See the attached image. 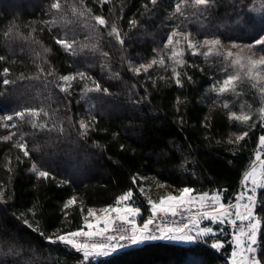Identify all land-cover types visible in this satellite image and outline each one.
<instances>
[{"label": "trees", "instance_id": "16d2710c", "mask_svg": "<svg viewBox=\"0 0 264 264\" xmlns=\"http://www.w3.org/2000/svg\"><path fill=\"white\" fill-rule=\"evenodd\" d=\"M50 2L0 0V55L5 57L0 61V115L25 107H45L50 113L57 110L48 121L49 125L57 124L53 131H36L27 123L19 125L20 131L28 133L25 139L31 159L25 158L12 143L0 141V185L6 187L4 200L0 202V264H230V244L218 251L209 242L192 245L149 242L84 262L82 254L63 243H50L48 237L55 239L78 229L83 223L80 209L86 214L89 207L112 205L130 187L136 192L133 177L138 185L144 184L141 179L147 180L160 196L189 186L197 192L226 190L222 191L224 202L234 200L264 128L260 123L249 129L230 121L227 115L230 110L222 107V98L216 94L214 103L208 101L206 88L212 79L220 77L223 64L217 65L215 60V64L210 62L211 67L205 65L201 71L194 67V57L185 54L188 64L181 69L183 87H178L167 78L156 79L153 85L147 75L130 72L127 62L149 61L155 55L153 49L159 50L177 26L199 38L247 43L264 39V0H215L203 10V15H193V10L187 9L186 18L173 15L179 0H159L155 8L149 5L148 12L142 7L148 0H123L122 13L121 0H114L116 15L123 17L118 26L126 34L125 45L121 48L101 28L103 37L95 51L99 52L100 47L109 52L107 58L88 49L71 55L57 45V37L71 38L80 31L83 33L80 43H89L87 40L92 43L86 38L92 32L77 25L47 23L53 18ZM85 2L94 14L112 22V5L101 8L96 0ZM130 19L139 22L131 30ZM13 25L22 35L17 36V29H13L12 36L6 37ZM32 29L35 39L50 52L44 53L40 45L22 38ZM37 52L48 61L43 67L54 70L46 81L43 77L27 78L39 75L37 64L42 60L36 58ZM5 67L10 70L8 76L3 75ZM77 71L87 72L110 94L103 91L83 94L85 84L93 85L79 79L72 82L70 94L60 93L54 86L57 77ZM185 72L191 80L183 75ZM21 74L25 79H20ZM3 79L15 83L4 86ZM89 113L96 120L87 136H81L77 122L80 115ZM61 125L63 132L59 130ZM245 130L248 136L239 144L227 143ZM6 134L7 130L0 128V136ZM33 147L39 150L32 151ZM32 164L52 175L47 179L39 177L31 171ZM160 183L166 186L159 187ZM73 197L77 203L65 209L66 201ZM262 199L258 194L257 216L262 221L258 241L264 238ZM134 200L142 208L143 217H147L145 198L137 194Z\"/></svg>", "mask_w": 264, "mask_h": 264}, {"label": "snow or ice", "instance_id": "6c2138e0", "mask_svg": "<svg viewBox=\"0 0 264 264\" xmlns=\"http://www.w3.org/2000/svg\"><path fill=\"white\" fill-rule=\"evenodd\" d=\"M103 8L104 5H112L110 9L113 12L112 22L103 15L94 14L92 9L86 6L85 0H51L50 9L53 13V18L47 23L58 25H77L89 29L93 35L88 39L95 40L94 43H80L75 34L71 38L57 37L55 42L61 48L71 55H77L78 51L88 48L96 50L98 48V39L102 38L100 29L106 30V35L115 40V42L123 48L125 45V35L122 34L121 28L118 26V21L122 19V15H116V7L112 4V0H96ZM159 0H148V3L142 5L146 12L150 11L149 5L152 8L158 4ZM215 0H179L174 5L173 15L186 18V10L192 9L191 14L200 13L203 15V10L208 9L213 5ZM123 0L120 4V12L123 11ZM71 17V19H70ZM94 22V23H92ZM135 19L129 20V29L138 25ZM252 26L251 21L248 22ZM13 29L16 30V35L22 34L18 31L16 25H13L6 37L12 36ZM35 29L22 38L25 40L31 39L35 44L40 45L44 53H48L51 49L43 47L39 40L33 36ZM78 45V48H77ZM257 45H264V39L258 40L253 44H241L230 42V47L226 46L219 38H204L197 39L191 31L181 30L177 26L166 37L165 42L159 50L153 49L155 55L147 62L134 64L133 61L127 62V67L134 75L147 74L154 66L160 69L170 70L172 79L178 87H183L182 72L188 62L184 59L186 51L192 55L203 56L205 61L210 57L218 58L224 65V71L227 73L225 78L218 80L212 91L217 96H223L227 93L235 94L237 97L243 94L240 86L248 83L252 89L259 94L260 106L257 110L258 122L264 127V48L257 51ZM235 50V51H234ZM104 57H109V52H102ZM258 55V58H257ZM167 57V61L165 59ZM36 58L42 60V63L37 64L39 75L35 77H27L28 79H41L46 81L49 76L54 75L53 69L46 70L43 65L48 61L42 57L40 52L36 53ZM5 60V57L0 55V61ZM104 66V65H102ZM231 69L229 72L228 70ZM203 69H201L202 71ZM3 75H10V70L5 67L2 69ZM119 77V73H115ZM188 80H191L187 73H183ZM163 79V77H160ZM20 79H25L21 74ZM79 79L80 81H90L93 87L85 84L82 89L83 94L90 92H101L110 94L107 88L101 89L100 84L94 80L87 72L77 71L69 75H60L57 77L58 82L55 87L60 93L70 94L72 82ZM155 85V79L148 77ZM15 83L10 79H3L2 84L8 86ZM177 99V103H179ZM224 109H229L228 102L220 101ZM57 110H52L51 113L45 107H25L11 114L0 115V128L7 130L6 135L0 136V141L10 142L12 146L18 149L25 158L31 159V152L25 137L28 133L20 131L19 125L27 123L33 130L36 131H53L57 128L56 123L49 125L48 121L52 119ZM90 120L80 119L78 123L79 134L87 136L90 130V125L95 122L96 117L90 113ZM230 121H235L239 125H244L248 128L252 127L249 124L253 120L254 113L245 111L241 108L239 111H229L227 113ZM44 120H41V117ZM71 122V117H68ZM208 127V125H205ZM15 130V131H14ZM59 130L63 132L62 125ZM248 136V131H242L235 136V139H229L228 144H239ZM14 137L16 138L14 140ZM259 150L254 159L250 162L247 170L244 171L242 177V190L235 196V203L224 202L222 199V191L215 192L202 191L197 192L193 187L184 186L179 189H174L173 192H168L164 195L153 199L149 196L142 185L137 184L136 177L132 178V185L136 187L129 188L123 194H120L112 205L101 207L99 209L89 207L86 210L80 209L83 214V223L76 229L64 234L56 236L55 239L48 237L50 243L60 242L69 246L75 252L82 254V260L89 262L91 258L108 256L120 248L129 245H139L148 241H183L192 242L197 237L215 235L212 227H201L203 221H209L212 224L229 225L233 229L231 252V264H264V238L258 241V232L261 227V219L257 216V199L258 194L264 197V135L258 137ZM38 147H33L32 151H38ZM19 161V156L16 157ZM11 164V159L8 160ZM11 172V168L7 169ZM31 171L39 177L49 178L52 174L48 170H41L35 164H32ZM159 187L166 185L160 183ZM6 187L0 185V202H3L5 197ZM144 196L148 205V215L144 216L142 208L137 206L134 200L135 195ZM77 203L75 197L69 198L64 208H70ZM264 207V199L260 201ZM243 225V227H240ZM29 228L33 226L28 224ZM36 230L35 228L33 229ZM40 235H43L41 232ZM214 249H222L224 243L215 242L212 244Z\"/></svg>", "mask_w": 264, "mask_h": 264}, {"label": "rangeland", "instance_id": "374dc122", "mask_svg": "<svg viewBox=\"0 0 264 264\" xmlns=\"http://www.w3.org/2000/svg\"><path fill=\"white\" fill-rule=\"evenodd\" d=\"M114 0H112V2H113ZM92 23H94V22H92ZM81 28L82 29H85V30H87L86 28H84V27H82L81 26ZM175 29V28H174ZM173 29V30H174ZM90 31V30H89ZM88 32V31H87ZM91 32V31H90ZM86 33V32H85ZM105 33V32H104ZM86 34H88V33H86ZM100 34H101V36L103 37V30H101L100 29ZM93 35V33H91L90 35H87L88 37H90V36H92ZM75 36H77L76 37V39L80 42L81 40H82V38H81V36H83V33L80 31L78 34H76ZM88 37H86V38H88ZM196 37V36H195ZM197 39H199V40H202V39H204V38H199V37H196ZM214 38V37H213ZM100 39V38H99ZM99 39H98V42H99ZM209 39H211V38H209ZM222 40V39H221ZM89 43H91L89 40H87ZM94 42H96L95 40H92V43H94ZM222 42L226 45V46H228V47H230V42H233V41H224V40H222ZM234 42H237V43H241V44H253V43H247V42H244V41H240V40H235ZM255 43V42H254ZM100 46V45H99ZM162 48V47H161ZM85 49H88V48H85ZM258 49H260V47H259V45H257V48L256 49H253V51H257L258 52ZM88 50H91V49H88ZM94 51V53L93 54H95V53H102V52H104L103 50H101L100 49V47H99V52H96L95 50H93ZM235 51V50H234ZM185 54H190L191 56H193L194 57V63H193V65H194V67H199L200 69H203V67H205V65L207 66V67H209L210 65H211V63L210 62H212V64H219L220 65V61H219V59L218 58H215V57H210L209 59H208V61H205L204 60V58H203V56H200V55H197V56H194V55H192L191 54V52H188V51H186V53ZM257 58H258V55H257ZM165 59H166V61H167V57H165ZM215 60H216V62H215ZM215 62V63H214ZM209 63V64H208ZM135 64V63H134ZM211 67V66H210ZM223 67H224V65H223ZM212 69V68H211ZM222 69H224V68H222ZM180 71H181V69H179ZM229 72L231 71V69H229L228 70ZM142 74H144V73H141V75ZM226 72L224 71V70H222V72H221V75H219L220 77L219 78H217L216 80L215 79H212L211 81H212V83H211V85H209V87H207L206 89V92H207V94L209 95L208 96V101H211L212 103H214L216 100H215V98H213V96H214V94H216L215 92H213L212 91V88L214 87V86H216V82L218 81V80H222V79H224L225 78V76H226ZM145 75H147L148 77L149 76H151V77H153L155 80L156 79H161L160 77H163V79H169V80H173L172 79V73H171V71L170 70H164V69H160V68H158L157 66H154L153 67V69H151L147 74H145ZM239 90H242L243 91V94L242 95H240V96H236L235 94H231V93H227V94H225V95H223V96H219L220 98H222V99H220V100H222V101H224V102H228L229 103V105H230V108L228 109V110H231V111H239L241 108H243L245 111H252L253 113H254V115H253V120L252 121H250L249 122V124H251L252 125V127H254V126H256L257 124H259V122H258V116H257V110H258V108H259V106H260V103H259V94L254 90V89H252L251 87H250V85L248 84V83H245V84H242L241 86H240V89H238V91ZM79 119H83V120H85V122H88L89 120H90V115L89 114H83V115H80V118ZM252 127H250L249 129H252ZM264 128V127H263ZM15 131V130H14ZM262 135H264V134H262ZM256 152H255V155H256V153H257V151L259 150V145L258 146H256ZM255 155L253 156V159H254V157H255ZM252 159V160H253ZM244 173V172H243ZM243 177V176H242ZM241 181H242V178H241V180H240V182H239V184H238V188H237V191H236V194L239 192V191H241L242 190V184H241ZM141 182L142 183H144L142 186L145 188V191H146V193L149 195V196H151L153 199H156V198H158L159 196H160V193L159 192H156V190H152L151 189V183H149V182H147V180H145V179H141ZM235 194V195H236ZM144 197V196H143ZM146 201V200H145ZM236 201L235 200H233V201H231V203H235ZM147 203V202H146ZM257 204H258V199H257ZM144 218H146V217H144ZM205 226H207V227H212L213 229H214V232L216 233L215 235H209V236H201V237H197L194 241H192V242H190V243H199V242H209V244H210V247H212V244L213 243H215V242H222V243H224V246H226V245H228V244H230V246H232V250H233V245H232V233H233V229L231 228V226H229V225H223V226H221V225H218V224H212V223H210L209 221H203L202 223H201V227H205ZM240 227H243V225H240ZM258 235H259V233H258ZM162 241H165V240H162ZM158 242V241H157ZM149 243V242H148ZM169 243V242H168ZM179 243L180 244H178V245H182L181 243H183L184 244V242L183 241H179ZM188 243V242H187ZM142 245H144V244H140V245H138V246H142ZM138 246H134V247H138ZM213 248V247H212ZM224 248V247H223ZM222 248V249H223ZM214 249V248H213ZM222 249H215V250H218V251H221ZM116 252H119V251H115V252H113V253H116ZM113 253H111V254H113ZM110 254V255H111ZM109 256V255H108ZM108 256H104V257H97V258H106V257H108ZM97 258H93V259H97ZM229 263L231 264V254H230V256H229Z\"/></svg>", "mask_w": 264, "mask_h": 264}, {"label": "built area", "instance_id": "2783aa9c", "mask_svg": "<svg viewBox=\"0 0 264 264\" xmlns=\"http://www.w3.org/2000/svg\"><path fill=\"white\" fill-rule=\"evenodd\" d=\"M144 219V217H141V220H143ZM158 241H162V240H158ZM148 242H157V241H148ZM148 242H145V243H142V244H146V243H148ZM140 245V244H139ZM135 245H129V246H126V247H123V248H120V249H118L117 251H122V250H124L125 251V249H129V248H132V247H134ZM136 246H138V245H136Z\"/></svg>", "mask_w": 264, "mask_h": 264}, {"label": "crops", "instance_id": "0c3cea01", "mask_svg": "<svg viewBox=\"0 0 264 264\" xmlns=\"http://www.w3.org/2000/svg\"><path fill=\"white\" fill-rule=\"evenodd\" d=\"M164 242H169V243H173V244H180L179 241H167V240H165ZM181 244L182 245H192V244H195V243L184 242V244L183 243H181Z\"/></svg>", "mask_w": 264, "mask_h": 264}]
</instances>
